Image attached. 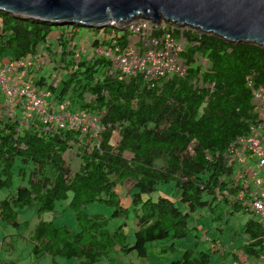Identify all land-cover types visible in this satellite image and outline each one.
I'll return each mask as SVG.
<instances>
[{
	"label": "trees",
	"instance_id": "1",
	"mask_svg": "<svg viewBox=\"0 0 264 264\" xmlns=\"http://www.w3.org/2000/svg\"><path fill=\"white\" fill-rule=\"evenodd\" d=\"M79 27L0 11V62L21 61L44 49L53 65L38 73L37 86L47 87L56 105L66 102L68 114L90 115L104 128L95 140L91 132L55 129L40 121L21 127L18 118L0 117V190H13L0 202V219L29 228V222L20 220L21 211L35 210L41 218L56 213L57 203L68 201L78 223L75 233L68 226L40 221L29 237L36 259L99 264L113 261L111 256L118 252L136 253L142 261L157 255L168 263L177 254L176 241L189 236L188 220L197 210L211 211L216 223L237 213L252 216L236 201L231 207L227 199L229 194L236 197L240 188L228 149L248 137L259 122L253 91L264 89V49L176 29L173 37L186 41L180 54L186 76L147 82L141 75L115 71L110 60L88 59L90 53L81 52ZM113 31L115 38L103 43L95 39L103 32L92 35L88 48L114 43L124 50L132 43L129 33ZM159 37V31L152 35ZM57 73L62 80L59 89L47 82ZM74 144L81 160L76 172L64 162ZM169 184L175 195L167 197L159 188ZM118 187L126 188L128 207ZM95 204L113 209L111 216L88 213ZM112 219L124 223L110 230ZM242 233L250 238L242 253L252 260L260 258L261 225L250 219ZM179 255L169 264H211L210 253L196 249Z\"/></svg>",
	"mask_w": 264,
	"mask_h": 264
},
{
	"label": "built area",
	"instance_id": "2",
	"mask_svg": "<svg viewBox=\"0 0 264 264\" xmlns=\"http://www.w3.org/2000/svg\"><path fill=\"white\" fill-rule=\"evenodd\" d=\"M113 29H118L122 34L129 33L132 43L124 50L114 47L113 43L112 47L100 46L85 51L82 48L81 52L110 60L115 71L125 76L141 75L147 82L186 76L187 67L180 59L186 41L173 37L174 30L185 28L145 19L124 24L111 23L101 32L98 41L103 43L114 39ZM155 31L160 32L159 38H152ZM49 59L50 54L41 49L21 61L0 62V117L10 120L18 118L21 127L40 121L45 125L50 123L55 129H76L84 134L91 132L95 140L99 139L104 128L95 118L87 114H68L66 102L56 105L52 102L53 95L48 88L37 86L38 73L53 65ZM60 81L61 74L57 73L47 82L49 86L59 89ZM253 94L259 122L251 128L248 137L238 139L228 149V157L234 167V179L240 188L236 197L229 194L227 199L231 207L236 201L251 213L264 230V89L254 90ZM94 121L97 127L91 125ZM231 264H264V253L254 260L242 255Z\"/></svg>",
	"mask_w": 264,
	"mask_h": 264
},
{
	"label": "water",
	"instance_id": "3",
	"mask_svg": "<svg viewBox=\"0 0 264 264\" xmlns=\"http://www.w3.org/2000/svg\"><path fill=\"white\" fill-rule=\"evenodd\" d=\"M0 11L97 30L138 19L166 22L264 49V0H0Z\"/></svg>",
	"mask_w": 264,
	"mask_h": 264
},
{
	"label": "rangeland",
	"instance_id": "4",
	"mask_svg": "<svg viewBox=\"0 0 264 264\" xmlns=\"http://www.w3.org/2000/svg\"><path fill=\"white\" fill-rule=\"evenodd\" d=\"M187 29L189 28H185L183 30ZM79 30V37L84 41L80 43V46L81 48H84L85 51L88 48V45H90L89 43L91 41L93 42L94 40L91 39L92 35L98 33L99 31L101 33L104 29L97 30L80 26ZM56 37L57 34H53L51 36V40L55 42ZM95 39L97 40V38ZM91 57L92 56L90 55L88 59H90ZM201 63L204 64L205 67H207L206 62ZM48 81L50 80L48 79ZM91 125L97 127L95 125V121L92 122ZM94 131H96V129H94ZM118 141V134L115 133L113 142L116 144ZM126 157L131 158V156L128 154H126ZM64 162L66 166L72 170V172H76L79 169L81 165V160L78 152V145L74 144L72 146V149L65 155ZM172 188L173 184L164 185L159 188V192L161 191V193L167 197L174 196L175 190ZM117 193L118 195H120L123 205H125V197L127 193L126 188L118 187ZM11 194H13V190H0V202L7 199L8 196H10ZM68 204V201L57 203L56 213L46 214L41 218L37 216L35 210L21 211L20 220L21 222H29V228L26 226L16 228L14 226L4 223L0 219V262H10L14 264H54L50 258H45L40 261L36 259V257L32 254L34 245L29 241V237L31 235L32 230H34V228L40 221H52L55 227L68 226L75 233L79 232V227L75 219V214L69 209ZM87 212L90 214H101L105 217H110L113 212V209L95 204L91 205L87 209ZM216 214H220V211L218 210ZM253 218L254 216L251 215L237 213L234 218L233 215L228 217L229 220L228 225L226 227L224 225L225 219H223L224 221L222 220L220 223H216L214 222L215 215L211 211L207 209H200L189 217V236L186 239L176 241L177 254L168 259V263L163 262V259L157 255H154L149 260L142 261L139 260L136 253L129 256H125L123 254H119L118 252H114L111 256L113 261L109 262L108 260H103L99 264H169V262L180 258V252L182 253L190 249H196L197 252L210 253L211 263L221 264L223 260L222 253L218 254L211 252L210 250L213 247L212 243L220 242L223 245L222 247H228L230 241H233V230H239L248 220ZM123 223V220L112 219L109 221V229L114 230L117 226ZM240 239L244 240L246 239V236L242 235ZM134 241V233L133 231H131L129 234L128 242L132 245ZM11 247H15V252L11 251ZM158 257L161 258V260ZM56 264H79V262L76 259H58Z\"/></svg>",
	"mask_w": 264,
	"mask_h": 264
},
{
	"label": "crops",
	"instance_id": "5",
	"mask_svg": "<svg viewBox=\"0 0 264 264\" xmlns=\"http://www.w3.org/2000/svg\"><path fill=\"white\" fill-rule=\"evenodd\" d=\"M121 202H122V200H121ZM128 202H129L128 200L125 201V206L126 207L129 206V203ZM122 204H123V202H122ZM234 216H233V218H234ZM253 219L255 220V218H253ZM224 225L226 227L228 225V221L226 222V219H225ZM243 226H242V228H240L237 231L233 230V233H232L233 234V241H230L228 247H222L223 245L220 242H218V243L213 242L212 243L215 246L218 245V244H219L218 246H220V247H212L211 249L213 250V248H215L218 251L216 253H218V254H221L222 253V259L223 260H222L221 264H231L232 261L233 262L234 261H237V260H239L240 256L244 255L242 253V249L244 248V246H246V245H248L250 243V238L246 234H243L242 233ZM242 235H245L246 236V239L241 240L240 237ZM234 256L237 257V258H234Z\"/></svg>",
	"mask_w": 264,
	"mask_h": 264
},
{
	"label": "clouds",
	"instance_id": "6",
	"mask_svg": "<svg viewBox=\"0 0 264 264\" xmlns=\"http://www.w3.org/2000/svg\"><path fill=\"white\" fill-rule=\"evenodd\" d=\"M215 245H213V247H214ZM215 247H218V246H215Z\"/></svg>",
	"mask_w": 264,
	"mask_h": 264
}]
</instances>
